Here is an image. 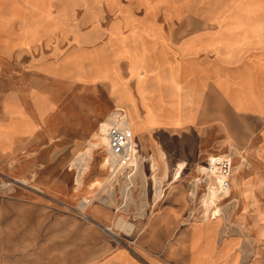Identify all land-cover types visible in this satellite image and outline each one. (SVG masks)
I'll return each mask as SVG.
<instances>
[{"label":"crops","instance_id":"obj_1","mask_svg":"<svg viewBox=\"0 0 264 264\" xmlns=\"http://www.w3.org/2000/svg\"><path fill=\"white\" fill-rule=\"evenodd\" d=\"M29 1L23 22H11L21 28L17 36L6 46L0 39L1 72L8 51L16 72L10 87L0 83L7 92L0 169L3 156L20 148L64 154L68 128L80 132L75 143L92 132V116L68 125L65 101L49 80L100 85L111 108L127 110L135 134L154 133L171 160L156 185L144 179L152 168L141 164L133 196L126 197L127 185L117 186L110 212L94 211L90 220L110 230V251L79 264H264V0ZM25 90L29 104L19 98ZM232 147L239 152L232 156L230 192L207 201L206 186L200 200L214 201L219 211L195 210V187L182 172ZM87 155L75 160L82 164L77 182ZM55 163L38 168L72 169ZM154 186L162 188L160 196Z\"/></svg>","mask_w":264,"mask_h":264},{"label":"rangeland","instance_id":"obj_2","mask_svg":"<svg viewBox=\"0 0 264 264\" xmlns=\"http://www.w3.org/2000/svg\"><path fill=\"white\" fill-rule=\"evenodd\" d=\"M28 2L30 3L29 0H0V39L3 38L5 46L9 45L12 33L16 37L20 32L21 28L13 26L11 22H23L19 15L27 9ZM23 30L26 32L25 28ZM13 61L15 60L8 51L2 60V72L0 68V83L3 88L10 87L12 80H16L14 78L16 75H13L16 72L12 70ZM20 77L25 83L29 81L27 77L21 75ZM48 83L55 97H61L65 101L62 113L72 122L68 125H75L73 121L86 115L93 117L94 121L91 124L93 129L85 140L75 143L74 137L80 135V132L68 128L66 136L63 137L66 139L61 141L62 149L65 150L62 155L49 156L46 150L32 153L27 148H20L12 158L10 155L3 156L0 169V264H43L49 259L50 261L46 263L79 264L86 263L85 259L88 258L96 261L105 257L110 251V230H102L100 224L89 217L95 210L110 212V201L119 189L117 186L127 185L126 197L133 196L135 174L131 184L117 176L114 158L108 152V116L115 108L125 111L130 127L134 131L127 110L120 105L111 108L107 93L100 85L77 86L67 83L61 87L50 80ZM6 94L5 89L0 90V107L1 101L7 97ZM19 98L20 101L25 100V103L29 104L30 92L27 90L20 92ZM2 113L0 108V120L7 118ZM184 136L185 142L192 141V134L186 133ZM179 137L182 138L181 135ZM136 138L138 159L136 158L135 163H138L140 157L144 165L152 168L144 173V179L153 180L156 185L166 177L164 168L170 167V157L163 153V146L154 133H149L146 138L136 134ZM179 141L181 142V139ZM227 148L208 153L207 158H198L193 162V171L182 172L184 177L190 179L191 190L192 186L195 187L193 194H197V199L194 209L200 207L199 211L206 215L212 211H219L218 206L212 209L214 201H207L213 197L218 200V195L223 193L217 176L208 173L205 163L214 154L235 156V152L238 151L232 147L231 151L226 152ZM82 153L89 154L84 157L83 162L88 169L84 171L83 181L77 182L76 177L82 164L75 163V160ZM48 161L56 162L55 164L66 163L72 169L69 170L67 167L66 170H59L56 169V165L38 168L40 163ZM136 165L140 166L139 163ZM205 175L209 178L207 185L198 184V179ZM206 186L209 192L205 193L204 200L207 201L203 203L200 200ZM153 189L154 196L163 193L161 187L154 186ZM149 191L148 195L152 192L150 186ZM142 192V195H146L144 190Z\"/></svg>","mask_w":264,"mask_h":264},{"label":"built area","instance_id":"obj_3","mask_svg":"<svg viewBox=\"0 0 264 264\" xmlns=\"http://www.w3.org/2000/svg\"><path fill=\"white\" fill-rule=\"evenodd\" d=\"M108 118V152L114 158L115 173L131 184L133 175L138 169L136 164H143L140 157L139 161L137 160L138 163H135L138 156L136 134L130 127L128 117L124 110L115 108L109 114ZM205 166L209 174H215L217 176L221 193L224 194L227 192L230 189V178L234 167L232 156L228 154H214L208 158ZM208 181L209 178L205 175L198 179V184L207 185Z\"/></svg>","mask_w":264,"mask_h":264},{"label":"bare ground","instance_id":"obj_4","mask_svg":"<svg viewBox=\"0 0 264 264\" xmlns=\"http://www.w3.org/2000/svg\"><path fill=\"white\" fill-rule=\"evenodd\" d=\"M128 228H130V227L128 226Z\"/></svg>","mask_w":264,"mask_h":264}]
</instances>
